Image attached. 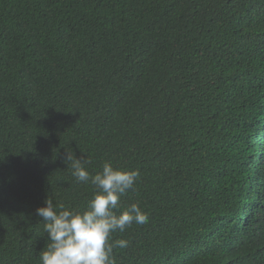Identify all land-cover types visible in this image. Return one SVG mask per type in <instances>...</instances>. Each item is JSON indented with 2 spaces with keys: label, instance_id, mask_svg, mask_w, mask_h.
Wrapping results in <instances>:
<instances>
[{
  "label": "trees",
  "instance_id": "trees-1",
  "mask_svg": "<svg viewBox=\"0 0 264 264\" xmlns=\"http://www.w3.org/2000/svg\"><path fill=\"white\" fill-rule=\"evenodd\" d=\"M67 152L139 174L116 264H264V0H0V264L86 210Z\"/></svg>",
  "mask_w": 264,
  "mask_h": 264
},
{
  "label": "clouds",
  "instance_id": "clouds-1",
  "mask_svg": "<svg viewBox=\"0 0 264 264\" xmlns=\"http://www.w3.org/2000/svg\"><path fill=\"white\" fill-rule=\"evenodd\" d=\"M71 162L72 175L79 183H90L95 193L87 203L86 210L75 212L62 209L48 199L45 206L36 210L44 221L45 231L51 241L46 251H41V264H116L113 249L126 248L128 242H110L113 233H123L133 223L143 225L148 217L139 205L133 203L117 215L120 198L134 188L138 172L114 168L105 162L102 171L91 175L84 167L86 161L66 153Z\"/></svg>",
  "mask_w": 264,
  "mask_h": 264
}]
</instances>
